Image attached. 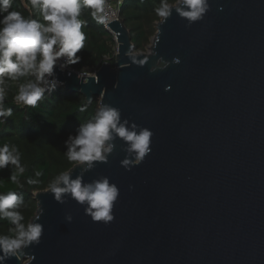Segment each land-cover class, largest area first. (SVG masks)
<instances>
[{"label": "water", "instance_id": "water-1", "mask_svg": "<svg viewBox=\"0 0 264 264\" xmlns=\"http://www.w3.org/2000/svg\"><path fill=\"white\" fill-rule=\"evenodd\" d=\"M209 4L191 27L174 11L158 21L146 52L134 51L120 16L106 23L114 62L87 85L55 70L64 90L149 128L151 153L126 171L117 140L109 162L84 174L119 188L107 226L70 198L61 205L46 189L34 192L29 221L43 209L41 242L8 264H264V0ZM159 57L180 63L150 73Z\"/></svg>", "mask_w": 264, "mask_h": 264}, {"label": "clouds", "instance_id": "clouds-1", "mask_svg": "<svg viewBox=\"0 0 264 264\" xmlns=\"http://www.w3.org/2000/svg\"><path fill=\"white\" fill-rule=\"evenodd\" d=\"M12 4L13 0H0V124L13 115V109L5 107L9 82L16 85L14 102L35 108L45 93H54L62 86L55 70L63 72L81 62L77 53L84 49L86 40L83 31L86 21L80 18L83 9H90V15L97 23L103 24L108 19L105 0H23L24 7L31 10L27 16L15 10ZM209 10V0H175L173 4L161 0L154 13L162 25L174 11L187 22L186 27H191L202 21ZM170 63L179 64L180 59L173 57L168 62L159 57L149 72L164 71ZM87 76L83 69L77 72V79L84 85L90 81ZM170 90L171 85L165 86L164 91ZM153 135L149 128L122 119L120 109L106 103L99 105L94 116L81 123L75 134H70L64 141L67 161L80 167L81 171L75 178L73 170L60 172L48 183L46 191L58 204H65L69 198L75 201L93 223L111 224L115 219L113 212L120 196L119 188L106 176L85 182L84 174L92 171L97 163L109 162L117 140L125 153L121 167L131 171L151 153ZM8 167L11 169L9 180L19 184V177L26 171L21 163V153L17 146L4 143L0 145V170ZM35 175L39 177L42 172L37 171ZM27 183L37 181L29 178ZM24 206L23 195L12 190L0 193V221L10 225L11 233L0 235V264H8L13 259L19 262L27 255V249L41 242L44 226L38 221L43 209L25 223L21 211ZM65 221L71 223L72 216L66 215Z\"/></svg>", "mask_w": 264, "mask_h": 264}, {"label": "trees", "instance_id": "trees-1", "mask_svg": "<svg viewBox=\"0 0 264 264\" xmlns=\"http://www.w3.org/2000/svg\"><path fill=\"white\" fill-rule=\"evenodd\" d=\"M159 1L123 0L120 10L124 20H140L143 18L144 11ZM12 7L25 16L29 15L31 11L24 7L23 0H13ZM90 12V9H83L80 17L86 21V27L83 29L86 34L84 48L99 57L111 54L112 58L109 63L113 65L112 47L108 49L106 44L108 38H110L109 43L113 42L111 35L92 18ZM147 26L153 31L151 23ZM132 44L135 50L136 45L133 42ZM92 62L95 61L92 60ZM100 64L97 63L95 66L99 67ZM81 65L82 59L76 68ZM74 67L75 65L71 66L73 69ZM6 88L5 107H11L13 115L8 117L5 123L0 124V145L8 143L17 146L21 153V163L26 171L19 177V184H13L9 180L10 167L0 170V193L12 190L18 195L24 196L25 206L21 211L25 217L24 222L27 223L36 209L33 192L73 165L66 159L64 141L70 134H75L81 123L87 122L94 116L98 104L97 99L87 104L81 94L57 87L54 93H45L44 98L38 102L35 108L25 107L13 102L17 90L16 85L8 83ZM81 108L86 110L82 112ZM37 171L42 172V175L37 177L35 175ZM29 178L36 180L37 183H27ZM9 227L10 225L6 221H0V235H10ZM2 228L5 232L1 231Z\"/></svg>", "mask_w": 264, "mask_h": 264}, {"label": "rangeland", "instance_id": "rangeland-1", "mask_svg": "<svg viewBox=\"0 0 264 264\" xmlns=\"http://www.w3.org/2000/svg\"><path fill=\"white\" fill-rule=\"evenodd\" d=\"M167 2L169 4H173L175 2V0L170 1V2L167 1ZM160 3H161V0L158 3L152 4V6L147 11H144L143 18L140 20H132V19L124 20V18L122 16V11L119 8L118 15L123 19L124 25L127 28V30L129 31L131 42H133L136 45V49L134 51L137 53L138 52H146L148 50V47H149L151 40H152V38L155 34V31H156L155 25L159 21V18L156 17V15L154 13V8L159 6ZM149 23L152 24L153 31H152V29L150 30L148 28L147 24H149ZM109 41H110V38H108L107 43H106L108 49L110 47L113 48V45H114L113 42L109 43ZM77 55L82 58V65H81V67H77V68L75 65L74 70L80 71L81 69H83L87 73H89L91 71V69L97 63L109 62L112 58L111 57L112 55L109 53L104 54L100 57L96 56V54L92 53L90 50H87L85 48L83 50H81V52H79ZM92 60H94L95 62H92ZM9 84L13 85V83H11V82H9ZM13 102H14V100H13ZM47 185H48V183L42 185V188H39L36 191L47 189ZM36 191H34V192H36ZM1 231L5 232V230L3 228ZM10 235H11V233H10Z\"/></svg>", "mask_w": 264, "mask_h": 264}, {"label": "built area", "instance_id": "built-area-1", "mask_svg": "<svg viewBox=\"0 0 264 264\" xmlns=\"http://www.w3.org/2000/svg\"><path fill=\"white\" fill-rule=\"evenodd\" d=\"M123 0H105V13L108 17L107 21L103 24H100L99 25L104 28L105 30H107L111 37L113 38L112 41H113V48H112V54L113 56L116 54L117 52V43H116V40H115V36L112 32L109 31L108 27H107V24L108 22L116 19L119 15H118V11H119V8L122 4ZM98 67L95 66L94 68L91 69V71L88 73V74H93L94 71L97 69ZM66 70H69V71H72V72H78V71H75L73 68H68Z\"/></svg>", "mask_w": 264, "mask_h": 264}]
</instances>
